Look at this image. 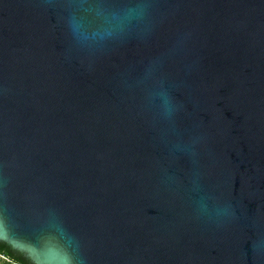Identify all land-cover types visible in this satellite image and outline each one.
<instances>
[{
    "label": "water",
    "instance_id": "water-1",
    "mask_svg": "<svg viewBox=\"0 0 264 264\" xmlns=\"http://www.w3.org/2000/svg\"><path fill=\"white\" fill-rule=\"evenodd\" d=\"M0 243L264 264V0H0Z\"/></svg>",
    "mask_w": 264,
    "mask_h": 264
},
{
    "label": "trees",
    "instance_id": "trees-1",
    "mask_svg": "<svg viewBox=\"0 0 264 264\" xmlns=\"http://www.w3.org/2000/svg\"><path fill=\"white\" fill-rule=\"evenodd\" d=\"M0 252L7 255L13 262L17 264H29L27 260H25L20 253L13 252L10 247L5 245L4 243H0ZM2 264H8L3 262Z\"/></svg>",
    "mask_w": 264,
    "mask_h": 264
},
{
    "label": "built area",
    "instance_id": "built-area-1",
    "mask_svg": "<svg viewBox=\"0 0 264 264\" xmlns=\"http://www.w3.org/2000/svg\"><path fill=\"white\" fill-rule=\"evenodd\" d=\"M0 261L2 262H6L8 264H17L15 262H13L7 255L3 254L0 252Z\"/></svg>",
    "mask_w": 264,
    "mask_h": 264
},
{
    "label": "crops",
    "instance_id": "crops-1",
    "mask_svg": "<svg viewBox=\"0 0 264 264\" xmlns=\"http://www.w3.org/2000/svg\"><path fill=\"white\" fill-rule=\"evenodd\" d=\"M3 262L2 261H0V264H2Z\"/></svg>",
    "mask_w": 264,
    "mask_h": 264
}]
</instances>
